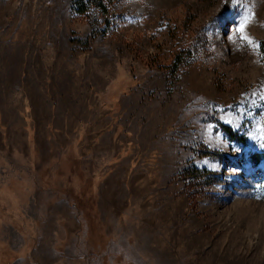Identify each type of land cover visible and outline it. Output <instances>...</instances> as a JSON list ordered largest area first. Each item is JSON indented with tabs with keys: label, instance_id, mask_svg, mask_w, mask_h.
<instances>
[{
	"label": "rangeland",
	"instance_id": "374dc122",
	"mask_svg": "<svg viewBox=\"0 0 264 264\" xmlns=\"http://www.w3.org/2000/svg\"><path fill=\"white\" fill-rule=\"evenodd\" d=\"M112 13L0 0V264H264V0Z\"/></svg>",
	"mask_w": 264,
	"mask_h": 264
},
{
	"label": "trees",
	"instance_id": "16d2710c",
	"mask_svg": "<svg viewBox=\"0 0 264 264\" xmlns=\"http://www.w3.org/2000/svg\"><path fill=\"white\" fill-rule=\"evenodd\" d=\"M116 2L117 0H73V12L80 16H92L94 12H97L102 18L101 23L102 25H104L103 33H105L111 27L112 20L114 18L112 10ZM224 129H226L227 132L230 133V135L233 134V131L228 129L227 126H224ZM258 156L259 155L257 153H253L252 155V157L255 158V163H258L260 161ZM205 172L206 170L203 171L196 167H192L188 174L191 173L196 175H205Z\"/></svg>",
	"mask_w": 264,
	"mask_h": 264
},
{
	"label": "snow or ice",
	"instance_id": "6c2138e0",
	"mask_svg": "<svg viewBox=\"0 0 264 264\" xmlns=\"http://www.w3.org/2000/svg\"><path fill=\"white\" fill-rule=\"evenodd\" d=\"M245 23H247V18H245ZM244 25H240L239 30L243 31ZM255 139V137H253ZM261 140L264 141V135L261 136ZM262 146H264V143H262Z\"/></svg>",
	"mask_w": 264,
	"mask_h": 264
}]
</instances>
